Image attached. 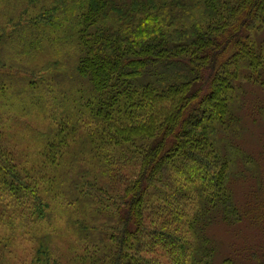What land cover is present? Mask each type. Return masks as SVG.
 Segmentation results:
<instances>
[{
    "label": "trees",
    "instance_id": "trees-1",
    "mask_svg": "<svg viewBox=\"0 0 264 264\" xmlns=\"http://www.w3.org/2000/svg\"><path fill=\"white\" fill-rule=\"evenodd\" d=\"M64 4L77 47L72 77L87 88L60 98L63 116L49 110L59 98L47 74L23 76L25 89L12 91L0 50V264H12L21 211L27 219L37 213L26 230L38 239L29 264H245L233 257L216 263L209 228L244 214L229 184L231 146L223 154L219 135L237 129L239 78L259 81L264 72V0ZM16 39L8 46L19 53L33 47ZM14 97L18 110L9 106ZM33 106L53 112L54 126L34 141L37 150L18 155L12 114L24 118ZM81 124L90 151L82 141L83 150L69 155ZM46 218L62 227L44 232ZM69 232L75 247L64 246ZM258 259L264 264V255Z\"/></svg>",
    "mask_w": 264,
    "mask_h": 264
},
{
    "label": "rangeland",
    "instance_id": "rangeland-1",
    "mask_svg": "<svg viewBox=\"0 0 264 264\" xmlns=\"http://www.w3.org/2000/svg\"><path fill=\"white\" fill-rule=\"evenodd\" d=\"M66 16L64 0H0V26L6 35L0 43V50L2 54L4 53V60L7 63L1 71H4L6 77L12 79L13 83L10 86L16 93L25 89L23 76H30L31 73H34L36 77L47 74L46 83L50 85L59 100H53V95L48 91L45 93V90L37 91V93H42L47 98L50 95L52 102H49V110H53L60 116H63L65 112V108L60 107L65 105V100L60 98L76 90L87 88L84 80L72 77L71 67H74L77 47L70 24L65 21ZM45 20L49 22L46 24ZM51 20H54L57 26H52L54 21ZM21 24L26 26L22 34L19 29H16ZM30 28L33 31L32 35L24 37L23 34L30 31ZM263 32L264 29L258 35L259 40L264 39ZM15 37L17 39L14 42L19 39L22 49L30 48V42L33 43V47L27 52L19 53L12 43L10 47L8 46V42H12ZM34 38L37 42L32 40ZM244 72H247L246 75L250 74L248 70ZM260 80L257 81L251 77L250 80L246 77L239 78L240 88L236 87L237 101L233 106L236 118L239 120V123L235 125L237 129L235 132L230 131L228 135L227 132L219 135L222 137L219 148L223 154L228 146H231L230 155L233 162L229 184L233 199L244 214L241 221L232 223L218 221L209 228V234L216 246V263L221 262L225 257H233L245 264H258V256L264 255V82H262L264 72ZM39 89L40 87H37V90ZM23 96L31 99L30 92ZM16 98L14 97L9 106H17L16 110H18L21 100ZM37 98L38 95L35 94L34 99ZM4 111L3 119L7 120L10 109L4 108ZM31 112L32 114L24 118H21L18 113L12 114L10 129L15 135L10 141L18 155L34 151V141L44 139L48 130L54 126L51 116L53 112L45 114L37 106H33ZM82 126L81 124L77 130L80 133L73 142L75 144L71 145L69 155L73 150L78 153L83 150L82 141L84 154L90 151L85 143L86 137ZM236 148L240 149V153L236 154ZM245 156L249 158L248 161ZM244 161L252 162L249 167H246ZM38 189H41V186H38ZM16 215L20 217L18 227L21 228L16 230L17 239L12 246L11 254L12 264L23 262L29 264L38 239L35 237L31 240L26 230L28 226H32L29 221L37 213L28 219L26 217L29 213L26 211L18 212ZM39 224L44 232L48 231L46 227L50 229L62 227V222L55 224L49 218L41 220ZM53 234L55 235L54 232ZM44 239L47 240V238ZM64 240L65 247L71 243L72 247L77 245L75 235L70 232L68 236H64ZM82 251V247H79L75 253ZM62 253L67 255L68 251L63 248Z\"/></svg>",
    "mask_w": 264,
    "mask_h": 264
}]
</instances>
